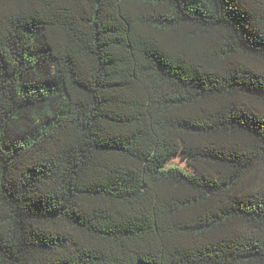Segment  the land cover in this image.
<instances>
[{"label": "trees", "instance_id": "obj_1", "mask_svg": "<svg viewBox=\"0 0 264 264\" xmlns=\"http://www.w3.org/2000/svg\"><path fill=\"white\" fill-rule=\"evenodd\" d=\"M0 264H264V0H0Z\"/></svg>", "mask_w": 264, "mask_h": 264}, {"label": "rangeland", "instance_id": "obj_2", "mask_svg": "<svg viewBox=\"0 0 264 264\" xmlns=\"http://www.w3.org/2000/svg\"><path fill=\"white\" fill-rule=\"evenodd\" d=\"M161 161L158 163L157 168L167 169L170 166H175L183 170H187L186 161L184 159V150L180 142L175 141L167 147ZM188 171V170H187Z\"/></svg>", "mask_w": 264, "mask_h": 264}]
</instances>
